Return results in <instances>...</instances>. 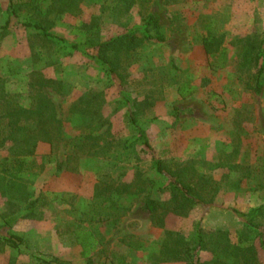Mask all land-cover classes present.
Wrapping results in <instances>:
<instances>
[{
    "label": "rangeland",
    "instance_id": "obj_1",
    "mask_svg": "<svg viewBox=\"0 0 264 264\" xmlns=\"http://www.w3.org/2000/svg\"><path fill=\"white\" fill-rule=\"evenodd\" d=\"M66 1L18 11L66 41L15 19L0 31V264H86L77 242L82 230L97 242L93 264H120L122 257L126 264H186L160 261L168 239L173 243L166 232L189 239L197 223L238 244L244 224L234 210L264 206V71L255 90L263 60L247 61L251 44L264 40V0H76L73 11ZM7 3L0 0V24ZM148 14L163 39L136 48L121 76L106 74L71 47L138 33ZM209 32L221 37L213 56L202 45ZM45 79L60 82V89ZM184 83L195 89L181 97ZM38 91L55 106L61 135L52 144L37 143L25 172L5 173L3 160L16 148L6 139L9 109L34 106ZM96 106L99 119L83 116L84 108ZM131 117L151 149L136 139ZM157 159L194 180L204 176L198 186L205 198L186 215L168 213L159 227L145 209L147 197L169 198ZM40 195L48 205L28 217V202ZM255 222L264 229V209ZM10 234L21 244L6 243ZM252 244L264 264L258 240ZM211 256L201 254L202 260Z\"/></svg>",
    "mask_w": 264,
    "mask_h": 264
},
{
    "label": "trees",
    "instance_id": "obj_2",
    "mask_svg": "<svg viewBox=\"0 0 264 264\" xmlns=\"http://www.w3.org/2000/svg\"><path fill=\"white\" fill-rule=\"evenodd\" d=\"M47 0H8L5 10L6 19L0 24V31L9 27L12 20H17L26 26H30L39 31L44 37L50 39H57L60 41H66L61 37L51 34L46 26L42 22L37 21H25L22 20L18 11L20 7H32L35 9L41 7ZM129 1V0H125ZM133 2V0H130ZM166 4H169L165 0ZM64 8L68 11H73L77 8L76 0H67ZM94 19V18H93ZM145 27L138 33L131 31L118 35L114 38L105 41L95 42L92 39H87L83 44L72 43L71 47L75 51H79L82 55L90 58L95 63L104 68L106 74L121 76L120 69L124 64V61L131 58L132 52L143 45L146 41L155 39L161 41L163 38L159 34V26L157 20L153 15L148 14L145 20ZM210 37H204L202 39V45L207 54L210 56L215 55L220 51L221 37L212 35ZM250 42V41H248ZM88 49H95L97 54L88 53ZM249 60L248 63L257 65L259 60L262 59L263 63L256 72V86L255 90L260 92L259 80L261 79L264 71V40L258 44L253 43L249 47ZM44 85L57 86L60 82L52 79H45ZM57 88V87H56ZM57 89H60L59 87ZM195 87L189 83H184L178 88V93L181 97L190 95L194 91ZM90 104H88V107ZM8 117L10 118L9 125L10 134L6 139H10L16 145V148L3 160L2 170L5 173L18 175L25 172L29 167L32 156L34 155L35 147L38 142L43 141L47 143H54L59 139L61 128L59 126L60 120L57 118V111L55 106L47 99L40 91L37 92L34 98V106L25 108H13L9 109ZM49 112V117L45 114ZM81 114L84 113V117L94 114L93 119L97 117L99 119L100 110L98 106L91 108H84L82 113V107L80 108ZM24 120L25 123L20 125L19 122ZM131 122L135 125L137 130V140L146 148L151 149L145 130L137 124V120L131 117ZM49 122V123H48ZM104 124V123H103ZM95 128L98 129V126ZM94 128V129H95ZM93 130L89 131L90 135ZM20 145L25 147L19 148ZM81 145L79 146V149ZM18 148V149H17ZM16 149V150H15ZM155 170L163 178H165V186L161 189L163 193H168V200L157 201L154 198L147 197L145 199V209L151 214V222L154 226H161L164 217L168 213L176 215H186L188 211L194 206H201L205 202L203 197V189L198 186L200 178L204 176H197L196 180L193 179V174L186 177L183 171L178 168H169L165 162L161 160L154 161ZM206 182V181H204ZM142 189H139V192ZM0 188V193H4ZM47 206V201L43 196H38L28 202L27 209H30L28 217H34L31 213L39 208ZM264 209V206L253 208L248 212L242 213L237 210L234 212L243 221V230L239 234L238 244H232L227 235L215 231L206 233L200 223H197L192 235L189 239H185L178 236L177 233L168 231L166 236L172 238L173 243L168 239L164 245L165 252H162L160 261H184L186 264H259L257 252L253 247L252 242L258 240L260 247L264 251V229L260 224L255 222V218L260 216V213ZM82 236V238H81ZM170 240V241H169ZM6 243L13 247H17L21 244L22 238L16 234H10L5 239ZM77 242L82 248V257L87 259L86 264H93L90 259V252L95 249L97 242L94 235L89 231H83L77 235ZM246 244V245H243ZM210 253L212 256L210 259L202 260L201 254ZM120 264H126L125 258L122 257Z\"/></svg>",
    "mask_w": 264,
    "mask_h": 264
},
{
    "label": "crops",
    "instance_id": "obj_3",
    "mask_svg": "<svg viewBox=\"0 0 264 264\" xmlns=\"http://www.w3.org/2000/svg\"><path fill=\"white\" fill-rule=\"evenodd\" d=\"M47 205H48V202H47ZM80 256L82 257V248H81V246H80Z\"/></svg>",
    "mask_w": 264,
    "mask_h": 264
}]
</instances>
